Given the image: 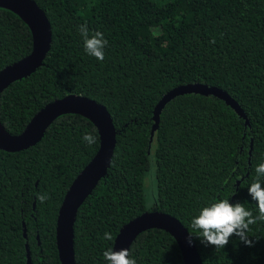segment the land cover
<instances>
[{"label": "trees", "instance_id": "1", "mask_svg": "<svg viewBox=\"0 0 264 264\" xmlns=\"http://www.w3.org/2000/svg\"><path fill=\"white\" fill-rule=\"evenodd\" d=\"M35 1L50 48L0 94V122L17 135L47 103L80 94L106 107L117 132L105 177L77 210L75 263L111 264L120 228L161 211L186 227L203 264H264V0ZM31 49L28 25L0 7V70ZM196 82L225 90L248 124L224 101L187 93L164 105L150 138L161 97ZM98 147L92 122L67 113L35 145L0 149V264H26L27 250L31 264H60L58 209ZM126 264L183 260L151 228Z\"/></svg>", "mask_w": 264, "mask_h": 264}, {"label": "water", "instance_id": "2", "mask_svg": "<svg viewBox=\"0 0 264 264\" xmlns=\"http://www.w3.org/2000/svg\"><path fill=\"white\" fill-rule=\"evenodd\" d=\"M0 7L16 13L29 27L32 34V49L29 54L0 70V94L11 83L32 74L50 48L51 27L45 12L35 0H0ZM196 93L214 96L230 106L240 117L248 120L240 105L225 90L205 83H187L166 92L153 111L154 124L150 138L158 127L159 113L175 96ZM74 113L92 122L99 135V147L91 160L71 182L58 209L55 239L60 264H76L74 256V229L77 210L91 194L99 181L105 177L116 144V130L106 107L80 94H67L42 107L17 135L10 134L0 122V149L15 152L35 145L46 128L60 115ZM168 232L176 241L183 264H203L197 248L186 227L174 216L161 211H146L124 224L117 233L111 255V264H126L130 245L135 238L148 229ZM25 236V234H24ZM27 248V244H26ZM31 264L27 250V262Z\"/></svg>", "mask_w": 264, "mask_h": 264}, {"label": "rangeland", "instance_id": "3", "mask_svg": "<svg viewBox=\"0 0 264 264\" xmlns=\"http://www.w3.org/2000/svg\"><path fill=\"white\" fill-rule=\"evenodd\" d=\"M147 178V177H146ZM153 198V197H152ZM152 201V199H151V197L147 194V201H146V205H151V202Z\"/></svg>", "mask_w": 264, "mask_h": 264}]
</instances>
